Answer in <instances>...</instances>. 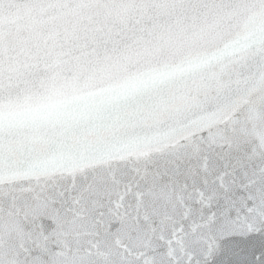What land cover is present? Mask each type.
Listing matches in <instances>:
<instances>
[{"label":"snow or ice","instance_id":"obj_1","mask_svg":"<svg viewBox=\"0 0 264 264\" xmlns=\"http://www.w3.org/2000/svg\"><path fill=\"white\" fill-rule=\"evenodd\" d=\"M0 264H264V0H0Z\"/></svg>","mask_w":264,"mask_h":264}]
</instances>
